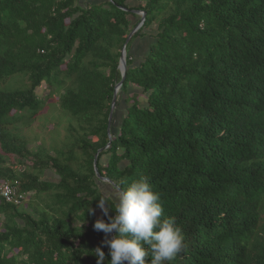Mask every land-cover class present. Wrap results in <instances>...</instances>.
<instances>
[{"label":"trees","instance_id":"trees-1","mask_svg":"<svg viewBox=\"0 0 264 264\" xmlns=\"http://www.w3.org/2000/svg\"><path fill=\"white\" fill-rule=\"evenodd\" d=\"M132 10L145 19L126 45L110 139ZM22 73L28 87L0 88V181L33 193L19 206L0 198V264H97V246L110 264L94 223L107 222L99 198L109 215L116 202L100 177L122 189L141 176L184 233L168 264H264V0H0V83ZM44 84L77 126L69 146L42 154L6 117L37 114Z\"/></svg>","mask_w":264,"mask_h":264},{"label":"clouds","instance_id":"clouds-1","mask_svg":"<svg viewBox=\"0 0 264 264\" xmlns=\"http://www.w3.org/2000/svg\"><path fill=\"white\" fill-rule=\"evenodd\" d=\"M115 215H109V201L99 198L97 207L103 216L96 219L94 229L102 231L106 239L110 264H168L184 248L185 237L175 216L164 217L161 196L146 176L131 182L126 188L113 190ZM89 211H91L89 209ZM97 264L106 260L101 246L94 251Z\"/></svg>","mask_w":264,"mask_h":264},{"label":"rangeland","instance_id":"rangeland-1","mask_svg":"<svg viewBox=\"0 0 264 264\" xmlns=\"http://www.w3.org/2000/svg\"><path fill=\"white\" fill-rule=\"evenodd\" d=\"M129 5L134 7L137 5V0H128ZM136 17H133V23L138 26L140 21V14L136 13ZM138 22V23H137ZM135 26V27H136ZM141 25L139 26V28ZM138 28V29H139ZM137 29V30H138ZM148 33V30H146ZM151 42L148 35L145 37L137 38L133 41L131 52L134 54L135 63L139 62L138 58L143 56ZM24 74H14L10 76L6 81L0 83V88L5 91H13L16 89H22L28 87L27 77ZM38 95L42 98L41 105L37 114L32 115L28 110L20 111L16 114L12 113L6 117V120L17 118V122H13L8 125V130L13 134L19 136L20 139L25 140L27 147L31 152L52 153L62 147L69 146L71 139L73 138L68 131V127L71 125L77 126L75 117L65 109L59 106L60 95L53 92L52 88H47L46 85H42L37 89ZM124 106L121 105L114 109L113 123L117 125L123 115ZM112 121V120H111ZM73 122V123H72ZM57 149V150H56ZM11 163L16 162L14 156H12ZM8 162V161H7ZM27 170H30L34 174H40V177L45 180H57L58 176L51 170H46L43 173L38 172L37 169H32V161L27 163ZM16 168V165H13ZM100 185L111 195L115 188L112 184H109L106 179L100 182ZM32 191L28 192V195L32 194ZM33 200V199H32ZM40 206L42 202L38 201ZM36 204V203H34ZM23 205V204H21ZM24 206H26L24 204ZM28 211L31 210V206ZM1 227V224H0Z\"/></svg>","mask_w":264,"mask_h":264},{"label":"water","instance_id":"water-1","mask_svg":"<svg viewBox=\"0 0 264 264\" xmlns=\"http://www.w3.org/2000/svg\"><path fill=\"white\" fill-rule=\"evenodd\" d=\"M134 13H139L140 14V22L138 23V26L134 27L132 29V31L129 33V35L127 36L126 40H125V43L122 47V50H121V55H120V60H119V69L121 71V74H122V78L120 80L119 83H117V85L115 86V89H114V93H113V98H112V103H111V108H110V113H109V118H108V121H109V127H108V134H109V138L111 139V133H110V123H111V120H112V116H113V112H114V109H115V102H116V97H117V93L120 89V87L122 86V83H123V80L125 78V71H126V68H127V64H126V45L127 43L129 42L130 38L132 37V35L137 31V29L139 28L140 25H142L144 19H145V12L144 11H141V10H132ZM96 158H97V154L95 155V158H94V164L96 163ZM97 173V171H96ZM102 180L106 179L107 178H104V177H100Z\"/></svg>","mask_w":264,"mask_h":264},{"label":"built area","instance_id":"built-area-1","mask_svg":"<svg viewBox=\"0 0 264 264\" xmlns=\"http://www.w3.org/2000/svg\"><path fill=\"white\" fill-rule=\"evenodd\" d=\"M28 197V192L19 189L16 181H0V198L9 204L19 206L23 204Z\"/></svg>","mask_w":264,"mask_h":264}]
</instances>
